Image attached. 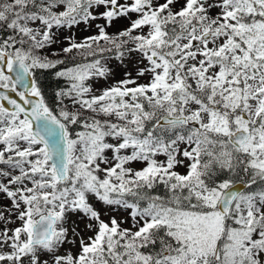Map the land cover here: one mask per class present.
<instances>
[{"label":"snow or ice","instance_id":"obj_1","mask_svg":"<svg viewBox=\"0 0 264 264\" xmlns=\"http://www.w3.org/2000/svg\"><path fill=\"white\" fill-rule=\"evenodd\" d=\"M0 264H264V0H0Z\"/></svg>","mask_w":264,"mask_h":264},{"label":"rangeland","instance_id":"obj_2","mask_svg":"<svg viewBox=\"0 0 264 264\" xmlns=\"http://www.w3.org/2000/svg\"><path fill=\"white\" fill-rule=\"evenodd\" d=\"M96 23H102V21H96ZM127 22L124 21V20H121L118 24H116L113 28H110L109 31H116L117 28H120V27H123L125 26ZM65 34H69L67 33V31H65ZM75 39H82L84 36L86 35H91V34H95V28H89L87 25H80L76 28H74L72 30V33H71ZM66 46V42L63 40V38L61 37L60 38V43L58 44H55L52 46L51 49L47 50L46 54H51L52 51H59L62 47ZM117 78H119V75L117 76ZM66 84L63 86L65 87Z\"/></svg>","mask_w":264,"mask_h":264},{"label":"trees","instance_id":"obj_3","mask_svg":"<svg viewBox=\"0 0 264 264\" xmlns=\"http://www.w3.org/2000/svg\"><path fill=\"white\" fill-rule=\"evenodd\" d=\"M41 81L47 85V94L49 98L54 95V91L65 85L63 80H57L53 75L45 73L41 75Z\"/></svg>","mask_w":264,"mask_h":264}]
</instances>
